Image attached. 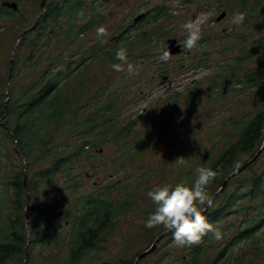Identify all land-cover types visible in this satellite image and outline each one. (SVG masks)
Masks as SVG:
<instances>
[{"label": "rangeland", "instance_id": "rangeland-1", "mask_svg": "<svg viewBox=\"0 0 264 264\" xmlns=\"http://www.w3.org/2000/svg\"><path fill=\"white\" fill-rule=\"evenodd\" d=\"M2 1L0 0V6ZM88 1L90 5L87 9L81 10L77 16L78 24L86 22L95 13L101 17V22L85 30L84 34L81 33L74 45L68 44L67 40L63 41L61 37L55 46L60 52L69 47L84 50L98 43L100 46H105L104 49L111 50L112 41L120 39L119 47L126 45L123 47L131 49L128 59L134 66L133 74H129L127 70L114 71L112 64L118 62L91 60L84 79L86 91L92 96L102 94L104 97L107 92H111L116 99L114 104L119 116V124L129 117H140L144 113L163 118L165 123L155 134L159 137L157 146L145 154H139L137 145L143 142L139 136L132 135L118 143L112 141L103 144L99 139L100 136L97 137V141L93 140L95 139L93 136L97 133H78L70 141L72 145L85 137L90 139L92 144L87 147L86 153L75 159L74 174L80 175V181L75 188H70L67 183H73L65 182L62 172H59L51 182L34 177L37 169H43L49 165L48 159L50 160L51 157H45L37 165L27 167L24 159L13 152L12 145L8 142V151L0 147V195L2 197V193L8 187L5 185L6 179L15 178L18 173L25 171L27 177L38 181L37 189L30 191V205L34 207V210L27 222V235H30L31 228L32 234L38 236L39 240L46 231L48 223L64 224V212L70 207L72 196L100 190L111 182H116L113 196L121 197L126 190L135 189L133 207L118 216L114 227L103 237L101 248L89 251L81 260V264H100L102 261L113 264L117 263L125 251L127 256L133 257L135 252L145 249L160 232L164 231L162 228L148 229L144 226L155 209L147 192L157 185L175 186L180 183L184 168L192 169L196 174L197 167H205L208 158L211 159L217 154L216 148L221 145L224 147L225 143L233 141L232 118L240 119L241 115L246 114L258 104V98L251 91L236 90L238 87L236 75L232 76L229 84L233 85L232 90L226 89L229 85L225 82L226 91L219 97L216 96L217 90H212L210 83L226 73L224 64H229L228 61L239 55L242 49L254 51L255 48L250 47L253 44L252 41L260 35L261 30L256 19L249 25L231 24L235 13L248 14L249 9L242 5L241 0ZM161 4L168 7L169 18L154 20L149 24L151 28L156 26L155 29L153 28L154 33L147 39L142 38L141 31L135 29L132 23L133 19L145 10ZM18 7L21 11L14 18H0V75L2 77L7 76L10 59L13 58L14 64V55L22 52L18 49L17 42L29 29L30 24L34 23L39 12L37 2L30 0L20 2ZM222 11L225 15L220 20H216ZM197 18L203 21L202 39L196 48L189 51L184 47L186 33L182 25ZM100 25L105 26L110 33L106 42L103 43L95 36L96 28ZM125 33L129 34L127 41L137 39V42L132 46L124 44L125 40L118 35ZM168 38L176 39V44H180L181 51L170 55L167 59H162L161 51L167 45ZM201 59L205 61L201 63ZM256 59L244 63L243 67L255 65L259 61L258 58ZM25 73L28 74V71L23 72V75ZM195 80L202 83L199 102L196 106L189 107L183 102L182 97L174 99L177 93H184L186 87ZM219 86L217 84V87ZM141 119L135 128L142 130L143 134V129L139 128L144 126L146 121ZM58 135H61L60 131ZM150 139L153 141L152 136ZM126 141L131 142L130 145L127 146L126 143L122 147ZM134 141L136 143L133 144ZM179 157L186 159L184 165L175 162ZM248 157L249 155H245L243 159ZM147 171H151L149 181L142 182L138 187L135 186L137 177ZM263 171L264 148L250 168L238 173L213 197L212 207L222 204V201H226L233 191H237L236 180H244L246 183L252 174ZM188 183L187 181L186 184ZM244 185L247 188L248 184ZM72 191L75 194H72ZM8 192V200L4 202V199L3 203L0 200V229L10 220L12 211L15 212L16 209L11 201L10 188ZM235 198L226 216L212 224L214 228H219L222 232L223 238L220 241L215 240L209 233L199 245L180 248L175 246L172 235H164L158 241L154 252L146 256L139 264H261L259 261L264 257V224L249 237L239 238V232L263 215L264 182L254 199H248L246 196L237 197V194ZM60 212L63 214H58ZM67 229H64L62 237L68 234ZM63 238L55 245L47 244L45 239L42 240L43 244H38V241L31 243L30 249H27L30 264H63L65 252ZM195 247L200 249V253L197 260L193 262L192 254ZM220 252L223 253L220 254ZM235 257L237 262L234 261ZM14 264L18 263L14 262Z\"/></svg>", "mask_w": 264, "mask_h": 264}, {"label": "trees", "instance_id": "trees-1", "mask_svg": "<svg viewBox=\"0 0 264 264\" xmlns=\"http://www.w3.org/2000/svg\"><path fill=\"white\" fill-rule=\"evenodd\" d=\"M7 1L16 2L17 9L1 5L0 18H14L21 11L18 4L28 0ZM30 1L37 2L39 5L35 24L29 27L17 42V47L22 52L14 53L10 79L0 75V116L4 115L2 119L4 125H0V147L8 151L9 142L13 152L24 159L27 167L37 165L45 157H51L50 160L48 159L49 165L43 169H37L33 176L51 182L59 172H62L65 182L72 181L73 184L67 183L70 188H75L80 181V175L74 174L75 159L86 153L87 147L92 144L90 139L85 137L72 145L70 141L78 133H97L96 137L93 136L95 138L93 140L97 141V137L100 136L99 139L103 144L112 141L118 143L135 135L143 141L141 145H137L139 154H145L154 149L159 140L155 134L165 123L163 118L144 113L140 117H129L119 124L120 120L114 104L116 99L112 93L107 92L104 97L102 94L92 96L86 91L84 79L91 60L118 62L115 59V53L121 48L118 46L120 39L112 41L111 50L104 49L105 46L96 43L84 50L69 47L59 52L55 45L61 37L63 41L67 40L68 44L74 45L81 33L84 34L85 30L101 22L99 15L95 13L86 22L78 24L77 16L86 7V0H45L44 7L40 5L41 0ZM250 1H252L251 4ZM241 3L249 9L244 24L249 25L255 19L258 20L261 33L252 41L250 48H255L254 51L242 49L239 55L228 61L229 64H224L226 73L218 76V80L215 79L210 86L212 85V90H217L216 96L219 97L226 89L232 90L233 85L229 84L232 76L236 75L238 85L236 90L251 91L258 98V104L246 114L241 115L240 119L232 118L233 141L225 143L224 147L221 145L216 148L215 157L208 158L205 167H210L214 171L219 168L223 173L209 186L208 190L212 195L219 189L226 176L234 170L235 162L238 161L241 165L255 154L264 136V0H241ZM167 11L168 7L162 4L150 8L140 19V24L135 26V29L141 31L140 36L147 39L149 35H152L156 26L153 29L149 27V24L158 18H169ZM118 36L125 40L124 44L130 46L137 42V39L127 41L129 34L126 33ZM130 53L131 49H128V54ZM256 58L259 59L258 63L243 67L244 63ZM204 59L200 60L201 63L205 61ZM7 69L8 74L9 67ZM27 71L28 74L23 75V72ZM225 82L229 85L226 89ZM201 84L200 81H193L186 87L184 93H177L174 99L182 97L183 102L189 107L196 106L199 102ZM217 84L220 86L217 87ZM140 118L146 121L144 126L139 128L143 129V134L142 130L135 128ZM59 131L61 135H58ZM151 136L153 141L150 139ZM126 143L127 141L122 147ZM130 143H127V146ZM245 155L249 157L243 159ZM259 155L246 167L247 169ZM184 169L179 181L184 184L188 181V185H191L196 174L192 169ZM236 175L227 179L225 186ZM22 177L23 172L16 174L15 178L6 179L5 185L8 187L0 198L2 203L4 199V202L8 200L10 188L15 196L13 206L14 209L16 208L13 212L14 217L12 215L13 218L5 222L0 229V264H14V262L20 264L24 259L25 264H30L26 249L29 250L31 243L38 241V236L32 234L31 228L30 235H27L28 227L25 224L24 215L20 214L23 211L26 195ZM150 178L151 171L143 172L137 177L135 186L148 182ZM236 181L237 191H233L226 201H222V204L204 213L209 223L219 221L226 216L229 208L234 204L235 194L237 197L246 196L248 199H254L264 182V171L252 174L248 180L249 183L248 181L244 183V180ZM26 182L30 191L37 189L38 181L35 179L26 176ZM115 183L111 182L94 192L72 196L71 205L64 212V224L55 222L47 224L42 237L47 244L55 245L65 237L63 238V242L65 241L63 264H81L86 253L101 248L103 237L114 227L118 216L130 210L135 204L133 188L126 190L121 197L112 195L116 189ZM244 184H248L247 188ZM263 223L264 213L240 231L239 238L252 234ZM65 228H68V234L62 237ZM27 242H30V245ZM199 253L200 249L195 247L192 254L193 262L197 260ZM127 264H132V260H129Z\"/></svg>", "mask_w": 264, "mask_h": 264}, {"label": "clouds", "instance_id": "clouds-1", "mask_svg": "<svg viewBox=\"0 0 264 264\" xmlns=\"http://www.w3.org/2000/svg\"><path fill=\"white\" fill-rule=\"evenodd\" d=\"M245 13L237 12L231 19V24L239 26L244 23ZM203 21L199 18L185 22L182 25L186 38L184 47L191 51L197 47L198 42L202 39ZM110 33L103 26H97L95 36L100 42H106ZM170 57V53L165 50L162 59ZM115 59L118 63L112 64V69L116 72L127 70L129 74L134 73V66L129 62L128 49L119 48L115 53ZM126 66V68H125ZM185 158L179 157L175 162L179 165L185 164ZM240 163H234V170L239 169ZM195 179L191 185L178 183L175 186L163 184L154 186L147 192V196L155 205L145 222L148 229L162 228L171 232L176 247H192L199 245L203 238L209 233L212 237L220 241L223 236L219 228H214L208 222L205 212L213 206V197L209 193V186L219 177L222 176V170H213L210 167H197L195 169Z\"/></svg>", "mask_w": 264, "mask_h": 264}, {"label": "water", "instance_id": "water-1", "mask_svg": "<svg viewBox=\"0 0 264 264\" xmlns=\"http://www.w3.org/2000/svg\"><path fill=\"white\" fill-rule=\"evenodd\" d=\"M44 4H45V0H41L40 2V5L41 7H44ZM2 5L4 6H7V7H10L12 9H17V3L14 2V1H3L2 2ZM225 15V12L222 11L217 17H216V20H220L223 16ZM141 17V14L138 15L137 17H135V20L136 19H139ZM35 24V22L31 25L33 26ZM30 26V27H31ZM166 43L167 45L163 48V50L161 51V55L164 54L165 50H167L170 55L172 54H177L181 51V47H180V44H176V39H173V38H168L166 40ZM13 58L10 59V63H9V73H8V79H10V75H11V70H12V66H13V61H12ZM163 77H166V76H163ZM264 148V136H263V140H262V144L261 146L259 147V149L255 152V154L250 158L248 159L247 161H245L244 163H242L239 167V169H236V170H233L231 171L227 176L226 178L224 179L223 183L221 184V186L219 187V189L212 195V197H214L218 192L221 191V189L225 186L226 184V181L227 179H229L230 177L240 173L242 170H244L250 163H252L256 157L259 155V153L262 151V149ZM22 182H23V185L25 186L26 188V201H25V206H24V219H25V224L27 225V222H28V208H29V201H30V196H29V191H30V188L28 187L27 185V182H26V172L24 171L23 173V177H22ZM58 214H61L58 213ZM170 232H167V231H162L160 232L152 241V243L150 244V246L145 249L144 251H142L135 259L134 263L133 264H137L138 262V259L141 258L142 256H144L145 254H147L148 252H150L151 250H153L158 241L166 234H168ZM23 264H25V259L23 261ZM101 264H109L108 262H102Z\"/></svg>", "mask_w": 264, "mask_h": 264}, {"label": "flooded vegetation", "instance_id": "flooded-vegetation-1", "mask_svg": "<svg viewBox=\"0 0 264 264\" xmlns=\"http://www.w3.org/2000/svg\"><path fill=\"white\" fill-rule=\"evenodd\" d=\"M3 1H7V0H3ZM2 1V2H3ZM2 2H1V5H2ZM93 2V1H92ZM85 5H86V7L85 8H83V9H87V7H88V5H90V1H88V0H86L85 1ZM155 6H157V5H155ZM154 6V7H155ZM151 8H153V7H151ZM150 9H148V10H145L143 13H140L141 14V17L139 18V19H136L135 20V18L133 19V21H132V23H133V25L134 26H138L139 24H140V19L145 15V12L147 11H149ZM139 14V15H140ZM99 17V16H98ZM137 17V16H136ZM100 19H101V17H99ZM7 78H8V74H7ZM4 118V115L3 116H0V125H4L3 124V122H2V119ZM24 173V172H23ZM14 196V193H13V191H12V193H11V201H12V204H13V200H15V196ZM29 196H30V191H29ZM0 197H1V195H0ZM25 201H26V195H25ZM14 205V204H13ZM24 206H25V203H24ZM24 206H23V211H22V214L24 215ZM34 210V207H32V210H31V205H30V201H29V208H28V220H29V217H31V213H32V211ZM13 212H14V210L12 211V215H13ZM11 218H13V217H11ZM24 221H25V219H24ZM215 222H217V221H214L213 223H211V224H214ZM264 224V223H263ZM262 224V225H263ZM172 234H171V232L170 233H168V234H166L165 236H171ZM44 235L42 234V237H43ZM249 236H251V234L250 235H248L247 237H249ZM42 237L40 236V238H39V240H38V244H43V242H42ZM45 241V240H44ZM27 244H30V242H27ZM150 246V244L145 248V249H147L148 247ZM156 248V247H155ZM155 248L153 249V250H151L150 252H148L147 254H145L144 256H142L141 258H139L138 259V262H137V264H139V262H141L142 260H144L145 258H146V256H148L149 254H152L153 252H154V250H155ZM145 249H143V250H140V251H137V252H135V254H134V256L133 257H130V256H127V254H126V251L125 252H123L122 253V255L123 256H121L120 258H119V260L117 261V263H113V264H127V263H129V260H132V264L134 263V261H135V259H136V257L142 252V251H144ZM26 253H27V249H26ZM223 252H220V254H222ZM234 261H236L237 262V257H235L234 258ZM102 262H108V261H102ZM101 262V263H102ZM259 262H261V264H263L264 263V257H262L261 258V260L259 261ZM100 263V264H101ZM109 263V262H108ZM109 264H111V263H109Z\"/></svg>", "mask_w": 264, "mask_h": 264}]
</instances>
